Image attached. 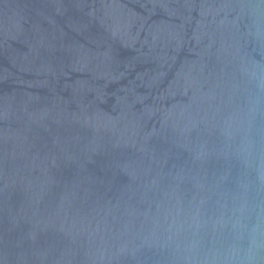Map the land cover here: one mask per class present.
Returning a JSON list of instances; mask_svg holds the SVG:
<instances>
[{"label":"water","instance_id":"water-1","mask_svg":"<svg viewBox=\"0 0 264 264\" xmlns=\"http://www.w3.org/2000/svg\"><path fill=\"white\" fill-rule=\"evenodd\" d=\"M0 264H264V0H0Z\"/></svg>","mask_w":264,"mask_h":264}]
</instances>
